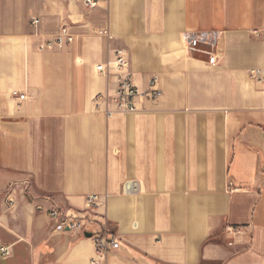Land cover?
Returning a JSON list of instances; mask_svg holds the SVG:
<instances>
[{
	"label": "crops",
	"instance_id": "0c3cea01",
	"mask_svg": "<svg viewBox=\"0 0 264 264\" xmlns=\"http://www.w3.org/2000/svg\"><path fill=\"white\" fill-rule=\"evenodd\" d=\"M202 31L222 34L216 67L183 51ZM118 49L144 95L108 116L117 78L96 67ZM258 69L264 0H0V264H91L66 217L119 242L102 264H264Z\"/></svg>",
	"mask_w": 264,
	"mask_h": 264
},
{
	"label": "built area",
	"instance_id": "2783aa9c",
	"mask_svg": "<svg viewBox=\"0 0 264 264\" xmlns=\"http://www.w3.org/2000/svg\"><path fill=\"white\" fill-rule=\"evenodd\" d=\"M87 4L91 8H94L98 4V0H87ZM38 23V21H35L33 24L37 25ZM221 39L222 34L217 31L186 32L181 36L185 54L190 57L203 56L206 58V63L211 67H216L220 64L219 48ZM71 41V37L63 34L55 40L48 41L43 48H63L66 43H70ZM96 71L100 74L113 73L117 78V88L114 95H98L94 100L96 108L98 110L104 109L108 116L136 112L138 100L144 94L134 83L127 52L122 49L116 50L113 59L107 64L98 65ZM250 77L256 83L264 86V69L252 71ZM13 95L18 96L20 100H24L26 97L18 92H13ZM147 97L153 101L161 97V91L158 89V78H154L150 82ZM98 203L99 197L97 196H90L87 199L90 210L98 207ZM52 216L59 218L61 214L58 210H55L52 212ZM65 219V226L75 232L88 233L90 232L89 226L93 224L92 221H87L83 218L66 217ZM92 234L97 248V256L91 264H102L109 253L119 249L120 244L110 236L109 232L99 231ZM0 253L2 257L10 258L12 256V249L11 247L0 246Z\"/></svg>",
	"mask_w": 264,
	"mask_h": 264
},
{
	"label": "water",
	"instance_id": "95a60500",
	"mask_svg": "<svg viewBox=\"0 0 264 264\" xmlns=\"http://www.w3.org/2000/svg\"><path fill=\"white\" fill-rule=\"evenodd\" d=\"M85 236H86L87 238H92V237H93V235H92L91 233H85Z\"/></svg>",
	"mask_w": 264,
	"mask_h": 264
}]
</instances>
